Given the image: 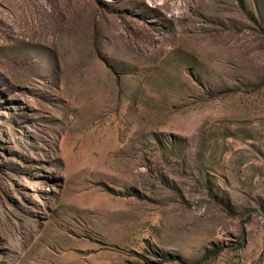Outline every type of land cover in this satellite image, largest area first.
Instances as JSON below:
<instances>
[{
	"label": "rangeland",
	"instance_id": "obj_1",
	"mask_svg": "<svg viewBox=\"0 0 264 264\" xmlns=\"http://www.w3.org/2000/svg\"><path fill=\"white\" fill-rule=\"evenodd\" d=\"M264 264V0H0V264Z\"/></svg>",
	"mask_w": 264,
	"mask_h": 264
},
{
	"label": "trees",
	"instance_id": "obj_2",
	"mask_svg": "<svg viewBox=\"0 0 264 264\" xmlns=\"http://www.w3.org/2000/svg\"><path fill=\"white\" fill-rule=\"evenodd\" d=\"M199 263H200V261L197 260V261H194V262H191V263H184L183 262L182 264H199Z\"/></svg>",
	"mask_w": 264,
	"mask_h": 264
}]
</instances>
